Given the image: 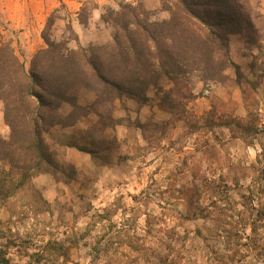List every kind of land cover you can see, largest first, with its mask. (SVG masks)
<instances>
[{
    "label": "rangeland",
    "instance_id": "374dc122",
    "mask_svg": "<svg viewBox=\"0 0 264 264\" xmlns=\"http://www.w3.org/2000/svg\"><path fill=\"white\" fill-rule=\"evenodd\" d=\"M170 2L0 0V44H11L28 69L54 14L52 41L68 37L69 23L82 47L110 49L113 29L100 20L105 9L141 4L160 21ZM240 3L255 27L228 35L230 59L248 81L244 97L230 85L235 70L227 67L225 84H189L194 97L176 108L178 120L160 108L163 94L153 88L139 109L126 98L107 107L120 124L104 130L90 109L64 134L84 155L77 159H66L52 128L48 141L58 154L65 150L63 160L78 161L77 177L64 184L35 176V193L0 205V264H264V0ZM82 6L85 25L77 19ZM158 85L163 92L171 87L164 79ZM80 91L95 100L82 88L83 103L94 100ZM69 110L61 106L63 115ZM7 134L0 103V137Z\"/></svg>",
    "mask_w": 264,
    "mask_h": 264
},
{
    "label": "trees",
    "instance_id": "16d2710c",
    "mask_svg": "<svg viewBox=\"0 0 264 264\" xmlns=\"http://www.w3.org/2000/svg\"><path fill=\"white\" fill-rule=\"evenodd\" d=\"M163 8L169 17L160 21L152 20L141 4L105 9L100 20L113 29L110 49L82 47L69 23L68 37L52 41L51 14L41 32L45 47L32 55L28 69L11 44H0V103L8 128L6 139L0 137V205L26 190L35 193L31 184L35 176L49 174L64 184L77 177L76 167L62 159L65 150L58 154L48 133L54 126L74 125L90 109L97 116L98 130H104L120 124L107 107L126 98L139 109L148 100L146 91L153 88L163 94L160 108L178 120L176 108L194 97L189 84L195 79L225 84L227 67L235 70L230 85L238 86L244 97L248 81L239 75L228 49L229 34L255 30L240 0H172ZM87 17L82 6L79 23L85 25ZM69 40L75 48L68 46ZM161 79L171 84L165 92L158 85ZM82 88L95 95L85 107L77 103ZM63 104L70 107L65 115ZM248 128L240 125L243 131Z\"/></svg>",
    "mask_w": 264,
    "mask_h": 264
},
{
    "label": "crops",
    "instance_id": "0c3cea01",
    "mask_svg": "<svg viewBox=\"0 0 264 264\" xmlns=\"http://www.w3.org/2000/svg\"><path fill=\"white\" fill-rule=\"evenodd\" d=\"M80 92H83V93H85V94H87L86 96H87V100H90L91 102L94 100L93 98V95H91L90 94V92H88V91H80ZM79 95L77 96V99H78V104L80 105V106H83V107H85V106H87V103H83V101H80L79 100V98H80V95H81V93H78ZM68 113V111L67 112H65V114H67ZM75 126H77V123L75 124V125H73V126H71L72 128H74ZM55 127H53V131L51 130V137L53 138V140L57 143V144H62V146L63 147H65V149H66V159L69 157L70 158V156H72V155H74L75 154V158L77 159V158H82L84 155L82 154V153H80L79 151H77V148H74L73 149V147H71V146H69L71 143H69V142H67L66 140H65V136H64V134L67 132H69V131H67L66 129H69L68 127L67 128H64L63 130H60V129H62L63 127H61V128H55ZM79 144H81V143H79ZM85 144H86V146H89L90 144H87V142H85ZM78 146H84L83 144H81V145H78ZM76 159H74V157H73V159H69V161H67V162H71V164H75V165H77L78 164V161L76 160ZM68 160V159H67ZM79 166V165H78ZM45 174H41V175H39V176H37V178L35 177V179L36 180H39L40 178H42L43 176H44Z\"/></svg>",
    "mask_w": 264,
    "mask_h": 264
}]
</instances>
